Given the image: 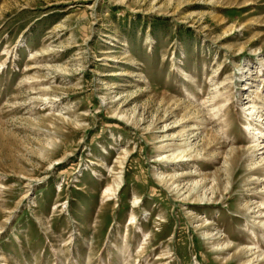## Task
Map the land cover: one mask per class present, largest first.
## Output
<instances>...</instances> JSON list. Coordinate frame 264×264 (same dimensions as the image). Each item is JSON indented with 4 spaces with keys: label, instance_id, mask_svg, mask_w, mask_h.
<instances>
[{
    "label": "rangeland",
    "instance_id": "rangeland-1",
    "mask_svg": "<svg viewBox=\"0 0 264 264\" xmlns=\"http://www.w3.org/2000/svg\"><path fill=\"white\" fill-rule=\"evenodd\" d=\"M0 264H264V0H0Z\"/></svg>",
    "mask_w": 264,
    "mask_h": 264
},
{
    "label": "bare ground",
    "instance_id": "bare-ground-1",
    "mask_svg": "<svg viewBox=\"0 0 264 264\" xmlns=\"http://www.w3.org/2000/svg\"><path fill=\"white\" fill-rule=\"evenodd\" d=\"M256 135V134H255Z\"/></svg>",
    "mask_w": 264,
    "mask_h": 264
}]
</instances>
